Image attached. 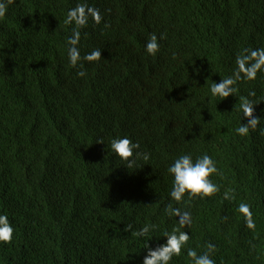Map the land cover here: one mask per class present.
I'll return each mask as SVG.
<instances>
[{
	"label": "trees",
	"instance_id": "16d2710c",
	"mask_svg": "<svg viewBox=\"0 0 264 264\" xmlns=\"http://www.w3.org/2000/svg\"><path fill=\"white\" fill-rule=\"evenodd\" d=\"M78 4L98 10L100 22L88 15L82 27L66 24ZM6 7L0 215L14 234L0 243V264H143L148 248L174 232L189 239L169 264H195L190 250L214 264H264V67L248 79L238 64L264 50V0H11ZM151 34L154 57L146 51ZM95 49L102 59L85 60ZM237 71L233 96L214 97L213 82ZM241 97L261 119L245 136L236 131L248 123ZM124 137L149 155L132 171L110 147ZM205 154L218 191L173 200L169 167L182 155L195 162ZM145 226L147 235L133 234Z\"/></svg>",
	"mask_w": 264,
	"mask_h": 264
},
{
	"label": "clouds",
	"instance_id": "9594fccd",
	"mask_svg": "<svg viewBox=\"0 0 264 264\" xmlns=\"http://www.w3.org/2000/svg\"><path fill=\"white\" fill-rule=\"evenodd\" d=\"M11 3V0H6L5 2H0V17L6 14V4ZM90 15L94 20L99 23L101 16L98 10L94 8L87 7L85 4H78L75 8L69 10L67 18L65 20L66 24L75 23L77 27H82L87 23V17ZM80 38V33L78 30H74L73 36L69 38L68 43L71 45L69 48V61L73 67L77 66L78 61L81 59L80 53L76 45L78 44ZM161 39L164 37L161 36ZM146 51L149 55L153 57L159 51V44L157 36L151 34L150 38L146 44ZM102 51L99 49L93 50L91 53L87 54L84 59L88 62L99 61L102 59ZM249 61H254L250 67H245ZM238 64L240 69L246 73L248 79H254L257 71L264 67V50H253L247 55H243L238 58ZM81 67H83L81 65ZM79 76L83 77L86 72L81 71L78 73ZM240 79V71L235 73V79L227 78L222 79L221 82H213L211 87V93L214 97H219L222 100L227 99L237 91L233 87L236 80ZM250 95H255V93H250ZM254 103L247 98H240V111L243 113V117L247 118L248 123L242 124L236 129L237 133L241 136H245L249 133V130L255 131L257 126L260 124L261 119L255 117ZM261 135H264V130H261ZM96 143L104 144L103 139H99ZM111 151L120 158V161L126 165L129 171L134 170L136 160L141 157L143 160L147 161L149 155L142 152H137L140 145L138 143H133L127 137L124 138H114L110 143ZM169 173L173 176V188L171 196L173 200L179 202L183 199L185 194H188L190 199H195L197 197L203 198L213 195L218 191L215 184L210 180L212 174L217 172L213 160L208 156L204 155L197 158L195 162L190 155H182L177 158L174 163L168 169ZM227 198V194H226ZM240 210L248 215L247 224L249 228L254 227L251 214L249 212L247 205H241ZM170 214L180 215L178 210L171 208L168 209ZM187 218V214L181 218V224H183L184 219ZM131 225L125 228V231H130ZM149 232V227L145 226L138 232L133 233L138 236H145ZM14 234V229L11 226L8 217L6 215H0V243H11ZM167 243L156 248L155 250L148 248V255L144 258L143 264H169L173 255H179L181 252L182 245L185 244L189 236L185 232H176L166 235ZM210 249L211 245L208 246ZM189 255L195 258V264H214V262L209 258L208 254L201 255L197 257L195 251L190 250Z\"/></svg>",
	"mask_w": 264,
	"mask_h": 264
}]
</instances>
